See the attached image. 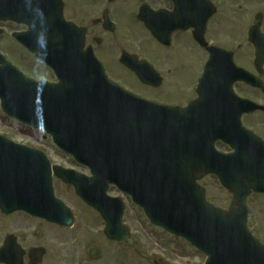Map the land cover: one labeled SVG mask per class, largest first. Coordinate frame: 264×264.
I'll return each mask as SVG.
<instances>
[{
  "label": "water",
  "instance_id": "obj_1",
  "mask_svg": "<svg viewBox=\"0 0 264 264\" xmlns=\"http://www.w3.org/2000/svg\"><path fill=\"white\" fill-rule=\"evenodd\" d=\"M0 19L28 25L18 40L59 80L50 88L35 85L0 57L1 110L33 129L42 128L90 170L91 178L61 169L56 175L101 214L109 240L131 244L121 226L120 201L105 196L114 184L142 207L152 225L203 253L204 264H264V246L247 230L245 206L252 192L264 193V145L240 129L239 114L228 112L233 103L227 70L208 69L198 90L202 97L187 116H177L108 82L92 55L82 51V41L68 36L71 28H63V41L56 43L54 32L62 23L57 0H0ZM217 140L234 153H216ZM207 174L216 175L232 194L228 212L204 201L195 182ZM0 208L72 225L70 211L53 197L45 156L2 137ZM97 253L91 250L90 259L97 260Z\"/></svg>",
  "mask_w": 264,
  "mask_h": 264
},
{
  "label": "flooded vegetation",
  "instance_id": "obj_2",
  "mask_svg": "<svg viewBox=\"0 0 264 264\" xmlns=\"http://www.w3.org/2000/svg\"><path fill=\"white\" fill-rule=\"evenodd\" d=\"M58 3L62 20L81 36L83 51L91 52L106 77L124 91L181 112L195 100L197 84L205 69H241L249 74L246 79L261 86L254 87L237 78L231 86L233 95L264 107V0H58ZM5 25L21 29H7ZM0 31V38L7 37L0 53L17 70L34 81L57 83L51 70L14 40L13 35L23 33L25 27L0 22ZM9 45L29 56L25 57L38 66V71L23 67L13 55L8 57L2 50ZM132 69H144L149 84L142 83ZM255 115L264 117V112L241 116L245 129L252 128L244 124V118ZM217 145L224 149L223 153L229 152L222 144ZM112 189L108 188L109 197L120 196L124 206L126 201L132 204L115 189L117 194H112ZM124 215L125 207L121 220L126 225ZM32 222L64 229L21 211L0 210V264H63L62 254L47 259L51 256L46 250L47 239L58 241V237L40 233ZM34 249L42 253L32 252ZM96 250L100 260V250ZM68 261L71 260L65 262Z\"/></svg>",
  "mask_w": 264,
  "mask_h": 264
},
{
  "label": "rangeland",
  "instance_id": "obj_3",
  "mask_svg": "<svg viewBox=\"0 0 264 264\" xmlns=\"http://www.w3.org/2000/svg\"><path fill=\"white\" fill-rule=\"evenodd\" d=\"M11 26L5 25L3 27L12 28V30L21 29V27ZM6 38V35L0 38V48L3 47ZM4 48L2 51L7 53L8 57L13 55L16 61H21L23 67L38 71V66L30 64L27 60L29 56L20 49H18L19 51L14 50L10 45L8 48ZM37 74L39 75L36 72ZM244 124L250 126L252 129L249 130L259 137H264V117L255 115L244 118ZM0 134L16 143L42 150L55 165L87 174L84 169L75 165L69 156L55 149L42 131H32L19 125L6 118L1 111ZM217 149L224 151L218 145ZM199 184L205 189V198L208 202L224 210L230 206L231 195L219 186L216 178L208 176L203 178ZM53 185L55 195L72 210L74 225L71 229H55L42 223L32 222L38 227L40 233L46 232L48 237L56 235L59 239L58 241L47 239L46 250L51 255L47 259H53L54 255L62 254L63 264H71L75 260L78 264H153L154 261H161L166 264L204 263L205 257L187 243L160 229L151 227L142 212L129 201L125 202L124 222L130 230L133 244L129 247L125 244L109 243L102 234L100 219L92 210L85 207L74 195L73 190L58 181H54ZM111 193L117 194L114 189L111 190ZM246 204L248 229L255 238L264 243V195H251ZM91 247H97L100 250L101 259L98 262L91 263L87 259V251ZM67 260L71 261L66 263Z\"/></svg>",
  "mask_w": 264,
  "mask_h": 264
}]
</instances>
